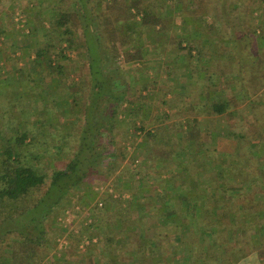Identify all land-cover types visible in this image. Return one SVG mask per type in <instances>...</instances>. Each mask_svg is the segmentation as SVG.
<instances>
[{"label":"trees","instance_id":"16d2710c","mask_svg":"<svg viewBox=\"0 0 264 264\" xmlns=\"http://www.w3.org/2000/svg\"><path fill=\"white\" fill-rule=\"evenodd\" d=\"M11 1L0 0V92L11 105L29 101L18 106L33 129L19 121L12 138L0 129V225L16 224L0 236V264H120L123 254L128 264H222L228 256L241 264L253 252L264 264V152L253 165L259 175L241 179L226 169L236 151L205 156L206 172L194 185L207 184L208 201L156 195L142 169L159 173L175 162L169 137L163 150L170 153L154 158L148 151L157 133L145 125L170 54L191 57L195 68L203 62L205 91L213 87L207 109L226 118L231 139L264 145V0H26L23 24L12 18L14 30L1 20L15 14L7 10ZM136 63L143 69L133 72ZM173 133L181 137L184 129ZM52 148L57 161L44 168ZM112 176L132 199L91 195ZM77 192L79 204L91 205L75 233L65 208L61 217L57 208ZM54 228L66 234L75 259L53 245ZM126 244L133 252H118Z\"/></svg>","mask_w":264,"mask_h":264},{"label":"crops","instance_id":"0c3cea01","mask_svg":"<svg viewBox=\"0 0 264 264\" xmlns=\"http://www.w3.org/2000/svg\"><path fill=\"white\" fill-rule=\"evenodd\" d=\"M187 57L188 56H186L185 60H183L182 53L179 56L177 54H170V57L166 60L167 63L163 65L165 68L164 72L162 71L164 73L162 78L167 79V81H164V84H162L166 86L167 90L169 91V94L167 97L165 96V98L155 97L153 104L151 105L153 107V110L159 109V112L160 110H162V103H168L172 110L175 109L179 111V115H181L182 111L183 117L181 118L184 119V122H180V124L177 126V121H174L172 117L169 118V121L172 120L173 123L165 122L167 121L166 118L163 119L162 117H159L162 116L163 113H165L166 115L165 111L161 112L159 116L158 114L155 115L156 117L154 118V121L149 120L146 122V124L149 123L153 127L160 125L166 126L167 130L171 131L169 135L167 134L166 136L161 138L156 135L155 139H153L154 141H152L154 145L151 146L150 143L148 144V148H150L148 149V151H151L152 149V154L154 155V158L157 157L163 150V148H165L163 144L169 137V139L172 141L173 148L176 150V153L174 155L175 162L166 171H163L162 169L159 173H157V168L155 166H145L142 169L143 172L147 171L149 173L148 182H146V188H151V191L153 193H157L156 195H161L165 198L168 197L169 199H172L171 194H165L166 191H170L174 196L181 195L182 198L184 197V195H187L189 193L191 194L188 195L190 201H193L194 197L196 198L195 201H208V198L204 196V188L207 187V184H203L201 181H199L194 185V177L197 174H204L206 172V167L205 165H203V162L201 160L205 156H209L211 154L213 155L215 151L221 148L226 150L224 147L226 143H231L235 145L234 151L237 152V159H245L244 156H246V151L254 150L255 152L259 149H252L255 144L251 143V145L249 146H244V151H242L243 145L240 142L231 139L230 136H226V130L225 128H223V116H214L213 114L209 113L207 109L206 104L210 98L209 93L213 89V87L211 86L207 91H205L206 86L208 87L210 74L200 68L203 62L199 63V66L195 68L192 58ZM190 59L192 64H190L189 62ZM151 74L153 75L154 73L151 72ZM218 92L220 93L219 90ZM178 104H180L181 106H179ZM26 121L29 124L32 123L30 119L26 118ZM21 123L23 124L22 126H25L24 121H21ZM182 127L184 129V134H182L181 137L173 133V131H177L179 128ZM25 129L30 130L26 127ZM152 130L154 131L155 129L152 128ZM183 139L188 140V142L185 143L184 147L179 144ZM224 150H220L219 153L216 155L223 157L225 154ZM166 151L170 153V150L164 149V152ZM226 152L229 154V150H226ZM139 164L141 163L139 162ZM138 178H140V176H137V179ZM193 186H195V188L197 187L198 189V194H196V196L192 195V193L190 192L193 189ZM218 186L219 185H217L216 188H218ZM117 192V196H113L111 193L103 195L100 192H94L91 195H94V197L96 199H99V201H103V199H101L102 196L107 197L109 195L112 196L114 200L119 201H128L132 199L133 194L130 189L125 190L119 187ZM125 194L127 196H125ZM210 195L212 196L213 193H210ZM213 196L216 197V195ZM95 198L94 200H96ZM158 200L161 201L162 198ZM143 201H149L148 197H146V199L143 197ZM172 232L174 235V232L176 233L177 231ZM162 243H164L163 248L167 250V240L163 241ZM159 251L164 250L161 249ZM130 252H133L132 249ZM189 255L192 254L189 253ZM162 262L157 263L156 261H152L149 264H181L172 260ZM253 263L254 262H252V264Z\"/></svg>","mask_w":264,"mask_h":264},{"label":"rangeland","instance_id":"374dc122","mask_svg":"<svg viewBox=\"0 0 264 264\" xmlns=\"http://www.w3.org/2000/svg\"><path fill=\"white\" fill-rule=\"evenodd\" d=\"M27 7H28V5H27V1L26 0H12L8 4V6H7V10L10 11V12H11V10L12 11H15V14L12 15V17H11V15L9 16V14H7L6 17L3 16L1 20L5 21V23L10 24V29L14 30L15 26L12 23V18L15 19V20H17V21H20V23L23 24L22 18L25 17V10L27 9ZM2 45L3 44L0 43V47ZM135 65H137V66L136 67H133V69H134V70H132L133 72H137V71L143 69V65L141 63H136ZM126 68L127 67H125V69ZM130 69H132V68L130 67ZM164 69H165L164 67H161L158 70V72H159L158 73V77H157L158 78V83L160 84V82H161V84L159 86H157L158 91L156 92L157 94L155 95V97H157V98H163V97L165 98V96L167 97L168 94H169V91L167 90L166 86L163 85L164 84V81H167V79H163L162 78L163 77V74H164L163 73L164 72ZM0 94H1V96H0V129L3 130L4 134L8 135L9 138H12L14 136L15 127H17L16 124H18L19 121L20 122L21 121H24L25 122V127L30 129L32 125H30L29 123H27V121H26L27 115L26 114H25V116L23 115L21 109L19 108L20 105L18 104L19 103L18 100L19 101H23L24 102V106L22 105V107L25 108L26 104H28V103L25 104V102H29V101L26 100V99H21L20 98V99H16L17 100L16 104L14 103V104L11 105L10 104L11 103L10 101L5 100V98H4V96H5L4 91H1ZM162 94H163V96H162ZM162 104H163L161 106L162 107V110H160L158 112L159 109H157V110H153L151 112H148L146 114L147 119H145V125H146V127L148 129H151V130H152V128H154L155 129L154 130L155 133H157L156 135H158L160 138L166 136L167 134L169 135L171 133V131H168L167 130V127L166 126H163V125L153 127L149 123L146 124V122L149 121V120L150 121H152V120L154 121L155 120L154 118L156 117L155 115L158 114V116H159L161 114V112L165 111L166 112V115H165V113H163L162 116H159V117H162L163 119L166 118L167 121H165V122L173 123L172 120L169 121V118L170 117H172V119L174 121L175 120L177 121V123H178V124H176L177 126L180 124V122L181 123L184 122V119L181 118V117H183L182 111H181V115H179V113H178L179 111H177L175 109L172 110L171 107L168 105V103H162ZM178 105L181 106L180 104H178ZM11 111H12V113L19 112L17 114V115H19V117L15 121H13L12 119L9 118L12 115L10 113ZM168 115H169V117H168ZM261 117L264 118V110L261 111ZM223 118H224L223 119L224 120V122H223L224 123L223 124V128H225V130H226L225 131L226 132V136H230L229 133H228V130L229 129H228V126H227V120H226V118L224 116H223ZM168 128H170V127H168ZM72 135L73 134H70L66 138H69V137L71 138ZM119 137L121 138V136H119ZM6 138H7V136H6ZM236 141L240 142L243 145L242 146V151H244L243 150L244 146H249V145H251V143L252 144H255L252 141L250 142V140H248V139H244V140H240V141L239 140H236ZM1 142H3L2 141V138L0 139V143ZM224 147H225L226 150H229V152H233L235 150V145H233L231 143H226L224 145ZM257 148L259 150L258 151H255V152H254V150L246 151L247 152L246 153V156H244L245 159L233 160V159H230L229 158L226 169L232 170V173L233 174H236V178L237 179H241L242 177H245V174H248L251 177L258 176L259 175V170L256 167H254L253 165H255L256 161H258L260 153H263L264 152V145L262 146V145H260V143H257V144H255V146L252 149H257ZM52 151H53V153L51 152V154H48V156H46L44 160L42 159L43 162H44L43 163L44 168L45 167L48 168V166H51L53 163H55L57 161V160H54V156H55V153L54 152L57 151V150L52 148ZM163 152H164V150H163ZM242 161H249L248 163H250V166H243L242 165ZM243 173H244V175H242ZM262 173H264V170H262ZM109 183H112L113 186L112 185H109ZM111 189L113 191L114 190L115 191L118 190V187L116 186V182L113 183V176L110 177V179L107 180V183H105V184H97V185H94L92 191H94L96 193L100 192L102 194H107V193H111ZM118 192H120V191H118ZM72 195L71 196H68L67 197L68 200H66L63 204H61L57 208V212H58V216L59 217H61L63 215L62 208H65V210L68 209V210H70L72 212V220H71L70 226H71L72 230L75 231V233H76V232H79V230H81V228H84L86 226L85 223L88 222V220L86 219L88 213L86 211H87V208H89V206L91 205V203L89 205L79 204L78 203L79 202L78 201V199H79V196H78L79 193L77 192V193L72 194ZM249 201L252 202V201H258V200H256L255 197L253 198V196H250L249 197ZM237 204H238V202H236V201H233V202L230 203V205H232V206H236ZM263 221H264V219H263ZM60 222H61V220H60ZM15 226H16V224L15 223H12L11 221H8V222L0 225V236L3 233V230H6L9 227H15ZM54 226H55V228L57 226L60 227L57 222L54 223ZM55 228H54L53 233H51V235H53L56 232V235L54 234V237L55 238L52 239L53 245L58 248V251L59 252H62V253L65 252L67 254V258H69L70 260L75 259L76 257L73 254L72 248L68 247L69 244L67 243V240L65 238L66 234L64 235V233H62V230L61 229H58L57 228L58 230H56ZM245 228H246L245 230L247 232L245 234L246 241H248V243L254 241L255 239L254 238L252 239V237H251V234H252V231L251 230L253 229V227L251 225H248ZM13 235L14 236H18L17 233H15V232H13V234L10 233L9 236H13ZM222 238H223V234L221 233L220 239H222ZM241 239H243L242 236H241ZM126 250H129V254H131L130 253L131 249H130V247H128L127 244L126 245L119 246V251L118 252L121 251L122 253H125ZM218 250H220V249L218 248ZM218 250H217V252H219ZM262 252L263 251L261 250L260 253H262ZM221 253H223V252H221ZM1 254H2V249L0 247V258L2 257ZM58 254H60V253H58ZM255 254H257V253H255ZM255 254H254V252H253V254H250V256H248L247 258H245L246 259L245 260L246 262L243 263L244 262L243 261L241 264H250V263L252 264V262H254L253 264H258L257 260L254 259L255 258ZM123 255H124V258L122 260H120V261H122L120 264H128V257H129V255H126V256H125V254H123ZM226 255L227 254H225V256ZM229 255H232V254H229ZM232 260H233V256H228L227 262L226 263H222V264H232V262H231ZM88 261H90V260H87L86 262L88 263ZM149 263L150 262H148V260H143V262H141V264H149Z\"/></svg>","mask_w":264,"mask_h":264},{"label":"built area","instance_id":"2783aa9c","mask_svg":"<svg viewBox=\"0 0 264 264\" xmlns=\"http://www.w3.org/2000/svg\"><path fill=\"white\" fill-rule=\"evenodd\" d=\"M111 194L113 195V196H117L116 194H118V192L117 191H113L112 189H111ZM125 196H127L126 194H125ZM99 205L100 206H102L103 205V203H99ZM89 211V209H87V213H88V217L90 216V213L88 212ZM66 214H67V216L64 218L65 219V221H67V223H71V220H72V212L70 211V210H66V212H65ZM61 220H63V218H60ZM89 222H90V220H89Z\"/></svg>","mask_w":264,"mask_h":264}]
</instances>
